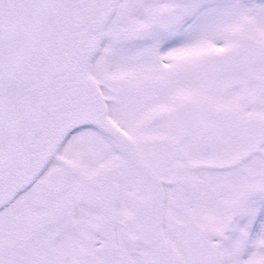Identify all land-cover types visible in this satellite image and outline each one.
<instances>
[{"label": "snow or ice", "instance_id": "1", "mask_svg": "<svg viewBox=\"0 0 264 264\" xmlns=\"http://www.w3.org/2000/svg\"><path fill=\"white\" fill-rule=\"evenodd\" d=\"M0 264H264V0H0Z\"/></svg>", "mask_w": 264, "mask_h": 264}]
</instances>
